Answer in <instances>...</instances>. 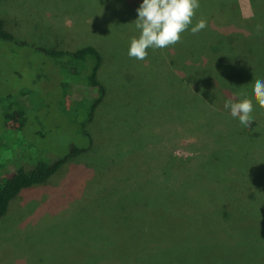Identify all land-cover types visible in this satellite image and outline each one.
<instances>
[{"label":"rangeland","instance_id":"374dc122","mask_svg":"<svg viewBox=\"0 0 264 264\" xmlns=\"http://www.w3.org/2000/svg\"><path fill=\"white\" fill-rule=\"evenodd\" d=\"M249 2L199 7L180 43L149 48L147 58L139 61L129 57L128 49L139 35L134 21L142 0H86L82 9L77 0H0V20L14 38L0 40V97L10 88L15 101H0V176L35 161L50 162L65 153L68 142L82 143L74 121L86 113L92 97L83 91L69 109L67 100L79 94L70 87L85 89L89 69L62 50L96 47L102 57L96 79L104 91L84 126L92 137L89 149L43 184L20 190L0 217V264H68L63 261L66 244L91 242V264H264L263 227L256 234L249 226L247 231L234 229L244 222L240 218L259 214L264 173L260 179L244 176L260 161L248 166L238 154L243 163L228 166L231 182L222 160L231 153L258 156L264 170V109L253 98L255 80H264V52L256 62L253 56L245 58L257 50L251 40L264 43V7L254 13ZM253 4L260 8L264 0ZM219 9L233 24L217 28L218 22L212 23L225 20ZM201 18L208 26L194 35L190 29ZM258 25L260 38L255 40L249 35ZM226 33L236 47L228 53L221 47L214 50ZM41 48L58 53L50 57ZM233 63L241 70L236 78L227 68ZM219 77L224 89L217 92L210 87ZM230 83L228 90L224 86ZM189 93L196 99L184 97ZM230 97L253 100L254 121L248 129L225 109ZM13 110L19 121L4 129L3 112ZM165 110L170 117L163 115ZM146 135L149 139L142 142ZM178 168H185L177 175L179 185L186 181L189 186L177 184L175 197L163 195L161 171L171 179ZM127 179L130 191L125 193ZM248 188L252 195L242 202L240 189ZM209 194L232 212L225 222L210 215L219 202L208 204ZM140 200L155 210L142 207ZM85 206L96 223L95 218L87 222L91 212L84 213ZM74 218L79 223L72 224ZM102 227L117 229L102 238Z\"/></svg>","mask_w":264,"mask_h":264},{"label":"trees","instance_id":"16d2710c","mask_svg":"<svg viewBox=\"0 0 264 264\" xmlns=\"http://www.w3.org/2000/svg\"><path fill=\"white\" fill-rule=\"evenodd\" d=\"M86 0H77L76 5H78L80 7V9L83 8V4L85 3ZM215 1V0H213ZM249 5L251 8H253L254 13H257L260 11L261 8L264 7V5H261V7L259 8L256 4H253V0H248ZM235 0H222V2L220 4L218 3H213L212 0H199L200 3V7H202L203 10H205L207 7H213L214 9L218 8L219 5H222V8H224L225 6H229V5H233L236 6L234 4ZM208 3V4H207ZM213 4V5H212ZM218 4V5H217ZM212 10V9H211ZM202 11V10H201ZM210 11V10H209ZM221 15L225 18V14L223 13V11L221 9H219ZM225 15V16H224ZM123 18V17H121ZM197 16H195L194 21H196ZM80 19H84L82 17V14L80 16ZM120 20V17H119ZM229 19L225 20H221V21H212V23L214 25H216L215 23L218 22L217 24V28H223V27H227L228 25H231V23L229 21H227ZM193 21V22H194ZM233 24V23H232ZM217 31V30H215ZM261 29H256L254 31V34H252L251 36L249 35L250 38L252 39H258L260 38V33ZM218 32V31H217ZM221 33V32H219ZM14 38L13 36L6 31L3 28V23L0 20V40L1 41H12ZM234 39L232 38V35L227 34L226 35H222L220 38L217 39L216 41V45L213 46L214 50H218L219 47H221L222 49L225 48L226 53L233 51V48H235V44L234 42H232ZM222 42V43H221ZM231 43V45H229ZM234 43V44H233ZM8 44V43H7ZM251 44L252 46H255L257 48L256 49H251V51L247 54V56H245V58L249 57V56H253V58L257 59V56H261V52H264V43L261 42H255L253 40H251ZM225 45V46H223ZM40 52H42L45 55L48 56H52L55 53H58L56 50H51V49H46V48H41ZM217 52V51H216ZM62 53H66L68 55H71L74 58H77L80 60V63L82 65H86V67H88L89 69V74L88 76L85 78V89H82L80 91V85H77L76 87H74L73 89L70 87V91L72 92L75 88L78 89L79 94L75 97L72 95V97H68L67 100V109L71 108L72 105V100L74 98H78L80 97V93H82L83 91H87L89 92V94L91 95V102L89 103L88 107H86V113H84L81 118L77 119L73 118L75 124H78L80 126L79 128V135L81 136V140L82 143L81 144H73V143H67L66 144V150L65 153L62 154L61 156L55 157L54 159H52V161L47 162V161H35L32 162L30 164V167L26 168V169H21V168H17V169H12V170H8V172H5V174H2L0 176V217H2L8 210L9 205L11 204V201L17 196V194L19 193L20 190L24 189V188H29V187H35L38 185L43 184L44 182H46L47 179H49L54 172H56L58 170V168L61 165H65L66 163H69L70 159H76V157H78L81 153L85 152L87 149H89L90 145L92 144V137L90 134H88L86 132V130L84 129V126L87 122H89L92 117H93V113L95 111V108L100 104V102L102 101V97L104 96V91H103V87L100 84L99 80L96 79L97 77V73L99 70V65L100 62L102 61V57H101V53L99 52V50L96 47H93L91 45H81L78 46L77 48H65L64 50H62ZM222 55V54H220ZM255 62L250 66L252 67ZM227 68L229 70V73L233 74V77L236 78L235 75H241V70L238 68V66L236 65V63L231 64V66L227 65ZM234 68L238 69L236 74H234ZM221 77V75H220ZM220 77L218 79V81L216 82V84H212V86L210 87L212 90H217V92L222 91L223 89L219 86V84L221 83ZM230 74H228V79L230 78ZM220 81V83H219ZM230 82V80H229ZM63 84V83H62ZM232 83L227 84L226 86H224L225 88H227L228 90H230V86ZM64 85V84H63ZM233 88V87H232ZM227 90V91H228ZM92 91H95L96 93L93 94ZM24 92H28L27 90H25ZM233 92V91H232ZM4 98L0 97V101L2 99H4L6 102L8 101H12L11 103L7 104V105H11V104H15V101L12 99V95L10 92V88H8L6 91H4ZM184 97H194V99H196L197 95L194 93H189V95L187 94H183ZM22 96V95H21ZM6 105V104H5ZM163 108V107H162ZM163 110V109H161ZM5 111V110H4ZM69 111V110H68ZM171 114H172V107L170 109ZM70 112V111H69ZM68 112V113H69ZM66 113V112H63ZM168 117H170L169 111L164 112ZM3 116H4V121L3 124L5 126L4 129L9 130V125L11 127V125L15 122H18L19 119L16 116V111L13 110L11 111V113L7 114L3 112ZM142 142H145L149 139V135H146L142 138ZM145 140V141H144ZM250 148V147H249ZM249 148H244V149H249ZM243 149V150H244ZM79 154V155H78ZM232 154V153H231ZM230 155H225L222 157L223 163H224V174L228 177L227 179H229V175H230V170L231 168H228V166H232V164L234 162H241L243 163V161L241 160V157H239L238 154H240L244 159H246V165L250 166V162H256L259 164L255 165V167L257 168L255 171H253L252 167L249 169V171L247 172V174L244 176L247 178V176H251L254 177L255 179H260L261 178V173L264 170H261V163H262V157H258V156H253V157H248L246 156L247 154L243 153H237V155L235 153L234 157H232ZM237 159V160H236ZM187 165V164H186ZM66 166V165H65ZM246 166V167H248ZM162 169V168H161ZM185 168H181L178 171L175 170V173L172 174L171 179L169 177H166V172L165 171H161L160 173V180L159 182H161L162 186L160 187L161 192H163V195H166V193L168 195H172V197H175V190L177 188V184L178 183V179H177V175L181 174L182 171ZM152 169L150 167L146 168V173L149 174V177H151L150 173H152ZM234 174H236L235 171H233ZM230 180V179H229ZM237 180H241L244 181V178L241 179H237ZM231 181V180H230ZM232 182V181H231ZM127 185H128V179L126 181V186H124L125 188H123V192L127 193L126 191H130V190H126L127 189ZM189 184L186 181H182L179 185V187L185 188L188 187ZM240 194L243 196V200L242 202H245L246 200L250 199V196L252 195V189L248 188V189H240ZM247 191V192H246ZM117 194H122L121 192H116ZM165 193V194H164ZM218 201V204H213V207L211 209V216H213L214 218H218L221 221H226L228 218V216L230 215V213H232L231 211L227 210V207H225L223 204L220 205V201L217 199L215 194H209L208 195V204L212 203L213 201ZM139 204L146 208V209H154L153 206L147 204V202L145 201H139ZM79 204H77V206L75 207V209L79 210L78 208ZM207 206V205H206ZM219 207V208H216ZM244 207V206H242ZM86 211L84 213H88L91 212L90 216H87V222H90L91 219H94V223L97 222V217H93V211H91L88 206H85ZM74 209V210H75ZM76 211V210H75ZM259 214L258 216L254 217L253 214L251 215H247L245 217L240 218V220H244L243 223H238V225L236 227H234V229L236 230L237 227L239 226V228L242 230V228H244L242 231H247L248 226L250 228H252L256 234V231H258V229L262 228L264 229V215L261 216V213H264V198H262L261 203H260V210L258 211ZM212 218V217H211ZM73 223H79V219L74 218V220L72 221ZM86 224V223H84ZM82 224V225H84ZM243 224V225H241ZM232 226H234V224H232ZM232 226L229 227V229L227 230H233ZM98 229V228H97ZM100 228V230L98 229V235H100L102 233V238H106V236H108L110 233H115V229L117 228H109V229H104ZM237 231V230H236ZM223 231H220V233ZM252 234V233H250ZM264 243L263 241H260V243ZM75 246H77L76 249H73ZM236 247H238L240 250H242V252L244 253V249L242 246L240 245H235ZM262 247L264 249V244H262ZM107 251V250H106ZM116 253L119 254L121 253V248H119V246L116 249ZM94 254V243H89L87 245H73L70 244L69 246L66 244L65 245V252H64V256H63V261L67 262L68 264H71L73 262V260L77 261V264H91L90 257ZM45 256V255H44ZM83 258V262L80 263V261ZM64 262V263H65ZM41 260L38 261L37 264H40ZM60 262H58L57 264H60Z\"/></svg>","mask_w":264,"mask_h":264},{"label":"clouds","instance_id":"9594fccd","mask_svg":"<svg viewBox=\"0 0 264 264\" xmlns=\"http://www.w3.org/2000/svg\"><path fill=\"white\" fill-rule=\"evenodd\" d=\"M199 7V0H142L136 10L138 17L134 21L139 35L130 42L129 57L143 61L148 56L149 48L164 49L180 43L182 34L189 30ZM207 26V20L201 18L190 30L195 35ZM257 28L259 30V25ZM253 98L264 109V80H255ZM224 107L230 110L233 118L239 120L243 129H248L254 121L252 99L238 100L230 97L225 100Z\"/></svg>","mask_w":264,"mask_h":264}]
</instances>
